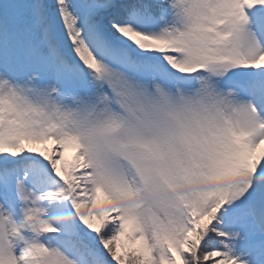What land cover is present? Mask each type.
<instances>
[{
  "label": "snow or ice",
  "instance_id": "6c2138e0",
  "mask_svg": "<svg viewBox=\"0 0 264 264\" xmlns=\"http://www.w3.org/2000/svg\"><path fill=\"white\" fill-rule=\"evenodd\" d=\"M0 264H264V0H0Z\"/></svg>",
  "mask_w": 264,
  "mask_h": 264
},
{
  "label": "rangeland",
  "instance_id": "374dc122",
  "mask_svg": "<svg viewBox=\"0 0 264 264\" xmlns=\"http://www.w3.org/2000/svg\"><path fill=\"white\" fill-rule=\"evenodd\" d=\"M37 147L39 148V147H41V146H37ZM49 147H51V145H49ZM65 155H66L67 158H70L71 155H72V153H71V152H67Z\"/></svg>",
  "mask_w": 264,
  "mask_h": 264
}]
</instances>
